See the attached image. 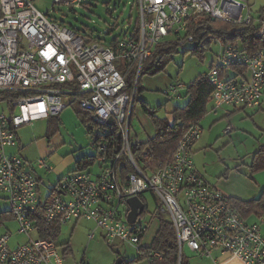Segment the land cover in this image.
<instances>
[{"label":"built area","instance_id":"built-area-1","mask_svg":"<svg viewBox=\"0 0 264 264\" xmlns=\"http://www.w3.org/2000/svg\"><path fill=\"white\" fill-rule=\"evenodd\" d=\"M83 1L53 3L74 8ZM137 10L139 21L131 32L103 43L41 11L33 0H0V102L10 111H0V192L10 203L17 232L27 237L12 246L11 232L1 234L0 264H63L67 248L61 252L54 239L38 236L41 204L47 222L92 220L110 247L128 243L142 251L151 223L144 219L149 209L143 194L148 191L157 205L151 218L169 217L180 258L188 247L206 257L218 251L225 256L223 264H264L261 224L241 215L231 196L210 184L195 166L193 147L202 135L198 122L188 127L169 160L160 164H152L148 148L140 150L141 142L133 144L130 138L139 74L154 47L169 38L179 44L198 43L186 32L189 20L200 14L250 24L255 19L251 4L249 0H137ZM260 22L258 35L264 36V19ZM220 45L209 72L200 76L215 87L211 101L216 107L257 108L264 97V46L247 52L238 43ZM243 67L250 69L248 77L222 76L225 70ZM184 87L172 84L166 93L179 98ZM5 92L9 94L1 99ZM74 100L91 113L88 130L100 169L97 174L76 169L62 175L54 193L43 201L39 178L28 167L50 172L54 169L50 159L42 156L28 162L9 154L7 148L16 146L19 127L59 116ZM231 130L228 125L225 132ZM133 196L142 199L145 209L130 222L128 200ZM95 236L93 230L89 239ZM160 257V252H150V264ZM76 264L88 263L84 257Z\"/></svg>","mask_w":264,"mask_h":264},{"label":"rangeland","instance_id":"rangeland-1","mask_svg":"<svg viewBox=\"0 0 264 264\" xmlns=\"http://www.w3.org/2000/svg\"><path fill=\"white\" fill-rule=\"evenodd\" d=\"M33 2L41 11L49 13L68 26L92 33L103 43L122 38L125 33L131 32L139 21L137 0H84L82 4L74 8L54 4L53 0H33ZM249 2L254 18L259 23V18H264V0H249ZM205 40H210V42L205 43ZM196 44L197 42L181 44L178 50L169 56L163 68L155 72H145L141 76V90L134 105L130 127V138L133 144L147 141L154 135L151 131L155 125L145 112L144 103L154 108L161 106L157 115L168 118L172 115L173 107L184 104L188 99L185 87L181 90V94L182 92L184 94L182 98L170 97L166 93L169 86L183 83L188 88L196 78L209 72L210 63L220 48L219 40L213 37L205 38L200 43L201 49L198 52L192 50ZM228 71L223 72V77L229 74ZM212 106L215 104L210 100L208 112L202 121L204 129L201 138L194 147L195 165L212 185L219 187L225 194L244 201L255 199L261 193L259 187L264 185V169L256 171L253 179L249 174L248 163L252 153L264 143V105L257 110L243 106H238L239 108L221 106L217 107L215 112L211 111ZM3 108L5 112H10L8 106L0 102V110ZM76 109L77 105L71 103L59 116L54 117L58 129H55L52 134H45L49 119H37L17 129L18 137L22 141L19 150L21 157L39 155H50L51 157L50 161L55 173L47 172V170L41 172L45 178L42 183L49 185L41 187L43 194L51 190L52 182L49 184V177L53 181L58 177L57 167L62 166L61 173L73 171L78 167L76 163L78 159L83 156L97 155V148L92 146L91 133L88 130L91 119L87 116L89 120L85 123ZM15 111L18 113L19 109L16 108ZM228 125L232 130L226 133L225 129ZM38 141H44L46 146L43 143L39 145ZM84 169L97 173L100 169L99 161L95 159ZM231 170H235V173L230 172ZM143 197L149 209L144 214V219L149 221L157 205L150 191L145 192ZM161 217L170 220L167 215ZM247 219L260 223L264 233L263 208L249 212ZM156 220L153 221L144 237L143 246L145 247L151 246L159 227L160 221ZM7 226L11 228L7 229ZM95 226L94 221L81 219L80 221L72 220L61 227L55 241L61 252L67 248V251L62 253L63 264H76L84 257L88 264H115L120 256L124 259V264H149L145 252L137 250L131 244L110 247L103 238L102 229H97L96 237L89 240V233ZM5 230L12 231L13 240L19 242L27 240L24 234L16 233L17 222L15 223L13 219L9 220V224L5 222L0 225V233ZM67 244L70 245L67 246ZM184 254L192 261L197 258L192 255L188 247L184 248ZM207 263L208 261H205L202 264Z\"/></svg>","mask_w":264,"mask_h":264},{"label":"trees","instance_id":"trees-1","mask_svg":"<svg viewBox=\"0 0 264 264\" xmlns=\"http://www.w3.org/2000/svg\"><path fill=\"white\" fill-rule=\"evenodd\" d=\"M262 19L264 18H259V23L254 19L250 24L240 25L214 18L208 14H200L189 20L186 35H192L199 41L192 49L195 52L200 51V43L205 38L212 37L217 38L224 45L229 43H240L244 51L253 52L264 46V36L258 35V31L261 27L260 21ZM209 42L210 40H205V43ZM180 45L181 44L176 40H167L154 47L153 51L142 65L136 87L134 104L141 90L140 79L143 73L155 72L159 68H163L169 56L174 51L178 50ZM131 80H133V76H130V81ZM214 88V85L208 80H201L200 77L196 78L186 90V96L188 97L187 102L182 106H177L173 110L174 119L172 122H170L167 117L157 115V111L161 106L154 108L150 107L148 104H143L145 112L151 117L156 127V133L147 141L141 142L140 150L145 147L148 148L152 164H160L169 160L177 142L188 127L192 123H199L207 113L208 103L211 100L210 97ZM8 94L9 92L1 93V95H3L1 99ZM72 103L77 105V113L85 123L87 120L91 119V113L83 110L77 100H74ZM87 116H89V119ZM54 117L56 116L50 117L51 123H53L52 118ZM54 130L55 128L51 126L48 129V135L52 134ZM95 159L96 156L81 157L76 162L78 165L77 169H84V167L92 164ZM261 169H264V143L251 155V161L249 163L250 177L254 179V173ZM231 201L239 213L247 218L249 212L259 208L264 209V190L259 197L250 201H244L236 197H231ZM42 210L43 206L41 204L37 213L38 236L55 240L61 230V224L57 221L47 222L44 220L42 217ZM160 219V226L153 238L151 246L144 248L145 255L148 256L152 251L161 253V257L154 259L152 264H189L184 254H182L181 258L179 256L177 235L174 225L168 219H164L163 217ZM1 220H3V218Z\"/></svg>","mask_w":264,"mask_h":264},{"label":"crops","instance_id":"crops-1","mask_svg":"<svg viewBox=\"0 0 264 264\" xmlns=\"http://www.w3.org/2000/svg\"><path fill=\"white\" fill-rule=\"evenodd\" d=\"M239 45H240V47H241V44L240 43H238ZM219 46H220V48H219V51H218V53L220 52V49H221V45H220V41H219ZM242 48V47H241ZM216 55L217 54H215V56H214V58L212 59V61H211V63L213 62V61H215V59H216ZM210 63V64H211ZM229 72V74H227L225 77H224V79H241L242 77H248L249 76V74H250V69L249 68H247V67H243V68H233L232 70H229L228 71ZM222 76H223V73H222ZM185 91L187 90V88L185 87V89H184ZM182 96L181 97H179V98H182L183 96H184V94H183V92H182V94H181ZM178 98V99H179ZM187 102V101H186ZM185 102V103H186ZM5 103V102H4ZM184 103V104H185ZM6 104V103H5ZM184 104H182V105H184ZM7 105V104H6ZM182 105H179V106H182ZM263 105H264V97L262 98V101H261V104H260V106H258L257 108H255V110H257V109H261L262 107H263ZM229 107V106H228ZM176 107H173L172 108V112H173V110L175 109ZM233 108H239V107H233ZM217 107L216 106H212V109H211V111H217ZM2 110H4V108L2 109ZM1 111V110H0ZM5 111V110H4ZM208 112V111H207ZM57 117V116H56ZM43 119H49L48 120V127H47V130H46V133L45 134H48V129L52 126L53 128H55V129H58V126H57V122L55 121V119L54 118H52L53 119V123H51L50 122V117L49 118H43ZM168 119L170 120V122H172L173 121V119H174V115H173V113H172V115L170 116V117H168ZM36 121V120H35ZM202 121H203V118L199 121V124H200V126H201V128H202V131H203V125H202ZM51 125V126H50ZM155 133H156V127H154L153 128V130L151 131V134H154L155 135ZM225 133V132H224ZM18 131H17V136H18ZM153 135V136H154ZM45 137H47L46 135H45ZM56 138H54V140H55ZM22 141H21V139L18 137V142H17V144H16V146H11V147H8L7 148V152L9 153V154H18L19 155V150L21 149V145H20V143H21ZM39 142V145H41L42 143L44 144V146H46L45 145V142L44 141H38ZM143 142V141H142ZM198 142V141H197ZM196 142V143H197ZM263 144V143H262ZM194 147H195V145H194ZM194 147H193V152H194ZM51 153V152H50ZM39 157H42V155H39V156H36V157H26V158H24L26 161H28V162H34L37 158H39ZM45 157H48L49 159H51V157H50V155H46ZM56 157V156H55ZM250 161H251V159H250ZM194 163H195V161H194ZM250 163V162H249ZM249 163H248V169H249ZM196 166V165H195ZM196 168H197V166H196ZM28 169L30 170V171H32V172H34L35 174H36V176L39 178V191H40V195H41V198H42V200L43 201H46L53 193H54V191H55V187H56V185H57V182L59 181V179H60V177L62 176V175H64V174H66V173H68V172H71V171H68V172H65V173H61V170H62V166L60 165L59 166V168L57 167V176L58 177H56V179L53 181L52 179H51V177H49V184H51V182H52V185H50V186H52L51 187V190L49 191V193H47V194H43V192L44 191H42V189H41V187H43L44 188V186H49V185H46L45 183H42L43 181H44V177H43V175H42V171H45L44 169H41V168H38V167H36V166H30V167H28ZM197 170H198V172L200 173V171H199V169L197 168ZM74 171V170H73ZM47 172H49V171H47ZM52 172H54L55 173V170L53 169L52 170ZM99 172V171H98ZM97 172V173H98ZM230 172H234L235 173V170H231ZM97 173H94V174H97ZM201 174V173H200ZM202 175V174H201ZM203 177H204V175H202ZM205 179H206V177H204ZM255 178V177H254ZM207 180V179H206ZM208 181V180H207ZM209 182V181H208ZM210 183V182H209ZM211 184V183H210ZM215 186V185H214ZM217 187V186H216ZM219 188V187H218ZM221 190V189H220ZM264 190V185L263 186H260L259 187V191L260 192H262ZM261 194V193H260ZM259 195V194H258ZM229 196H231V195H229ZM257 196V195H256ZM231 197H234V196H231ZM259 197V196H258ZM5 217V218H4ZM3 218V220H1ZM10 219H13L14 220V222L16 223L17 221H16V219L12 216V214H11V212H10V203H9V201L7 200V198H6V195L4 194V193H2V192H0V225H2V224H4L5 222H7L8 224H9V220ZM156 219H158V221H160L159 220V218H151V220H150V227H151V225H152V223H153V221L154 220H156ZM81 220V219H80ZM80 220H78V221H80ZM157 221V220H156ZM66 224H68V223H66ZM64 224H62L61 225V227L63 226ZM159 226H160V224H159ZM11 228V226H7V229H10ZM17 229H18V222H17ZM150 229V228H149ZM158 229H159V227H158ZM158 229H157V231H158ZM93 230H95V235H96V226H95V228L93 229ZM92 230V231H93ZM7 230H5L4 232H2V233H0V235L1 234H3V233H5ZM157 231H156V233H157ZM9 232H11V234H12V237H13V233H12V231L11 230H9ZM17 234H19L18 232H16ZM156 233H155V235H156ZM90 234V233H89ZM154 235V236H155ZM96 237V236H95ZM154 238V237H153ZM94 239V238H93ZM90 240V239H89ZM92 240V239H91ZM26 241V240H25ZM19 243H22V242H19V241H17V240H13L12 238H11V245L12 246H16L17 244H19ZM70 244H67V246H69ZM146 247H149V246H146ZM145 246H143V251L145 252ZM65 250V249H64ZM191 252H192V255L193 256H196L197 258H195L193 261L190 259V257H188L187 256V259H188V261H189V264H202V263H204L205 261H208V263L207 264H223V262H224V260H225V257H222V256H224V255H222L221 253H219L218 251H215L214 252V255H213V257H206V256H202V255H200L199 253H197V252H195V251H192L191 249H189ZM185 255V254H184ZM148 259H149V254H148ZM209 259H211V261L209 260ZM235 262H237V259H235ZM149 264H150V260H149Z\"/></svg>","mask_w":264,"mask_h":264},{"label":"water","instance_id":"water-1","mask_svg":"<svg viewBox=\"0 0 264 264\" xmlns=\"http://www.w3.org/2000/svg\"><path fill=\"white\" fill-rule=\"evenodd\" d=\"M113 122V119L110 120ZM129 205L131 206V211L129 213L128 220L134 222L137 216L142 213L145 209V204L139 196H133L128 200ZM124 259L120 256L117 258L115 264H123Z\"/></svg>","mask_w":264,"mask_h":264}]
</instances>
